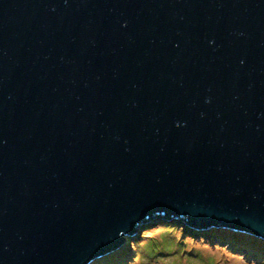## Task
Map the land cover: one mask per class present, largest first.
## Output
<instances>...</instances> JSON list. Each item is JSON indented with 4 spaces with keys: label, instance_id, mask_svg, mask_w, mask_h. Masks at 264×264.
Here are the masks:
<instances>
[{
    "label": "water",
    "instance_id": "obj_1",
    "mask_svg": "<svg viewBox=\"0 0 264 264\" xmlns=\"http://www.w3.org/2000/svg\"><path fill=\"white\" fill-rule=\"evenodd\" d=\"M153 217L264 240V0H0V264Z\"/></svg>",
    "mask_w": 264,
    "mask_h": 264
},
{
    "label": "rangeland",
    "instance_id": "obj_2",
    "mask_svg": "<svg viewBox=\"0 0 264 264\" xmlns=\"http://www.w3.org/2000/svg\"><path fill=\"white\" fill-rule=\"evenodd\" d=\"M202 230L208 232L153 217L120 248L90 264H264L263 239L228 228Z\"/></svg>",
    "mask_w": 264,
    "mask_h": 264
},
{
    "label": "trees",
    "instance_id": "obj_3",
    "mask_svg": "<svg viewBox=\"0 0 264 264\" xmlns=\"http://www.w3.org/2000/svg\"><path fill=\"white\" fill-rule=\"evenodd\" d=\"M200 231H202V233H206V232H208V231H206V230H200ZM203 231H204V232H203ZM205 231H206V232H205ZM195 232H197V231L194 230V233H195ZM198 232H199V231H198Z\"/></svg>",
    "mask_w": 264,
    "mask_h": 264
}]
</instances>
